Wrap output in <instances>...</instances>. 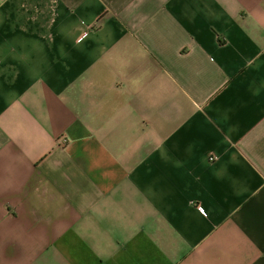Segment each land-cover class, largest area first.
Here are the masks:
<instances>
[{
	"label": "crops",
	"instance_id": "1",
	"mask_svg": "<svg viewBox=\"0 0 264 264\" xmlns=\"http://www.w3.org/2000/svg\"><path fill=\"white\" fill-rule=\"evenodd\" d=\"M0 264H264V0H0Z\"/></svg>",
	"mask_w": 264,
	"mask_h": 264
}]
</instances>
